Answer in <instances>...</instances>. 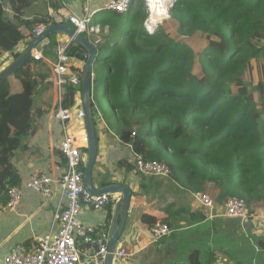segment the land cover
<instances>
[{"label": "trees", "instance_id": "trees-1", "mask_svg": "<svg viewBox=\"0 0 264 264\" xmlns=\"http://www.w3.org/2000/svg\"><path fill=\"white\" fill-rule=\"evenodd\" d=\"M33 1L0 0V71L25 51L37 25L58 24L43 15L25 17ZM146 16L143 0L124 13L95 16L109 28L98 45L105 54L93 67L95 128L103 119L136 156L165 162L193 193L213 183L222 198L264 206V0H176L153 32L144 26ZM48 44L45 57L54 58L55 34ZM66 52L87 59L75 41ZM44 65L31 56L0 81V193L8 199L20 182L15 154L36 131L33 96ZM101 91L113 122L104 117ZM80 92L81 86H67L64 105L78 106ZM118 166L135 170V162ZM141 221L151 227L158 219L143 214Z\"/></svg>", "mask_w": 264, "mask_h": 264}, {"label": "crops", "instance_id": "crops-1", "mask_svg": "<svg viewBox=\"0 0 264 264\" xmlns=\"http://www.w3.org/2000/svg\"><path fill=\"white\" fill-rule=\"evenodd\" d=\"M108 1L34 0L26 7L25 17L31 19L43 15L55 19L58 24L72 27L68 20L69 14L82 15V9L87 2L92 10H97L103 8ZM6 8L10 15H14L8 5ZM103 11L106 10H99L96 15ZM94 26H99L100 32L86 33L85 36L91 41L97 38L105 40L104 36L109 32V28H106L108 26L102 28L95 21ZM55 39L66 45L73 41L65 33H55ZM104 54L101 53L102 56ZM52 60L46 57L43 60L46 65L37 69L43 80L33 96L36 131L26 139L25 148L18 150L13 159L20 178L18 184L24 178L40 172L59 178L67 169L66 157L57 148L63 138V128L54 116L57 93L51 80ZM85 63L86 60L71 57L70 73L82 75ZM46 79L50 81L45 82ZM77 99L78 104L82 102L81 92ZM104 117L113 122L110 114L107 113ZM72 132L78 138L87 136L85 121L73 120ZM96 134L98 152L92 171L94 186L100 188L122 183L132 189L129 215L120 239L128 256L114 264H217L219 261L226 264H264V206L260 204L249 208L251 218L248 223L240 218L224 217L221 214L226 199L221 197V189L214 184L208 189L216 201V207L210 215L195 200L186 180L178 181L173 176H143L136 169L129 171L124 167L120 168V161L134 163L137 156L132 146L123 144L116 130L108 127L103 119L96 128ZM78 143L83 149L87 146L80 140ZM84 153L83 170L88 159L87 152ZM22 194V199L12 211L6 208L7 194L0 193V264H4L5 256L16 245L34 249L40 237L56 233L59 228L55 215L63 205L64 198L57 183L54 184L53 194L49 198L26 187H22ZM118 199H121L120 194ZM115 205L112 202L101 210L84 206L80 219L87 224L106 225L111 229ZM110 209L112 218L108 222ZM143 214L155 216L158 221L165 222L164 219H167L171 228L170 235L154 242L150 227L141 221ZM95 249V245L83 243L81 246L83 255Z\"/></svg>", "mask_w": 264, "mask_h": 264}, {"label": "built area", "instance_id": "built-area-1", "mask_svg": "<svg viewBox=\"0 0 264 264\" xmlns=\"http://www.w3.org/2000/svg\"><path fill=\"white\" fill-rule=\"evenodd\" d=\"M90 1V0H86ZM82 9V15L71 13L68 20L73 28L82 34L100 32L99 26H94V19L97 11L108 10L116 13L126 12L133 0H109L103 8L92 10L89 3ZM147 16L144 26L150 32L157 29L166 18L170 17V11L176 0H143ZM47 28L46 25H37L34 29L35 36L41 34ZM108 28V27H106ZM95 45L102 44L101 38L94 41ZM48 42L41 41L32 50L31 56L36 60L46 59L43 50ZM66 44L57 42L55 47V57L51 62V80L57 93V103L54 109V116L61 122L63 128V138L57 145L59 151L66 157L67 169L59 177L55 178L46 173H34L28 178H24L21 184L12 187L9 191V199L6 204L8 210H14L22 199V187L32 189L40 193L43 197L49 198L53 194V186L57 183L62 190L64 203L59 207L55 215L58 223V231L49 233L38 239V244L34 249H28L24 245H16L4 258V264H105L108 245L110 241V227L94 226L81 221L80 214L84 206L94 210H101L106 205L119 199V194H91L84 184V151L80 147V142L87 144V136L76 137L72 132L73 120L84 121L85 115L82 104L74 108L64 105L66 88L69 85L81 86V74L70 73V59L67 54ZM46 79L45 82H49ZM101 115V114H100ZM136 172L143 176H163L171 177V167L163 161L148 160L142 156L135 159ZM213 183L207 188L209 189ZM208 190L194 193V198L201 207L208 210L212 215L216 201L209 195ZM222 216L227 218H240L248 223L250 220L249 207L247 201L239 196L227 198L223 204ZM153 241L157 242L170 235V225L163 221H157L150 227ZM95 245L96 249L83 255L82 244ZM128 256L127 249L122 243H118L113 256V262H121ZM217 264H226L219 261Z\"/></svg>", "mask_w": 264, "mask_h": 264}, {"label": "water", "instance_id": "water-1", "mask_svg": "<svg viewBox=\"0 0 264 264\" xmlns=\"http://www.w3.org/2000/svg\"><path fill=\"white\" fill-rule=\"evenodd\" d=\"M23 31L26 29L23 27ZM55 33H65L73 41L79 43L84 48V55L86 56L85 67L81 76V98L82 108L85 115V126L87 132V163L84 168V184L87 190L93 195L102 194H115L121 195V199L117 201L113 211V225L110 231V241L108 245V252L106 255L105 264H114L113 256L117 248L118 243L124 232L126 221L129 215L132 189L122 183H115L106 185L100 188H96L92 180L93 166L96 162L98 152V140L96 134V128L94 123V116L92 112V77L93 67L98 59L101 58V52L98 49V45H95L93 41L88 39L84 34L78 33L73 27L67 24H53L48 26L41 34L34 37L29 43L25 51L14 61H12L7 67L0 71V81L8 77L12 72L19 68L26 60L31 57L32 50L41 41L49 38L50 35ZM50 44H47L45 52L50 49ZM106 205L104 208H106Z\"/></svg>", "mask_w": 264, "mask_h": 264}, {"label": "rangeland", "instance_id": "rangeland-1", "mask_svg": "<svg viewBox=\"0 0 264 264\" xmlns=\"http://www.w3.org/2000/svg\"><path fill=\"white\" fill-rule=\"evenodd\" d=\"M167 19V18H166ZM165 19V20H166ZM164 22V21H163ZM102 53H104V52H102ZM101 89L103 90V87H101ZM99 101L102 103V106H103V108L105 109V112H106V116H107V113L108 114H110V116L112 117L113 116V114H112V110H111V108L109 107V101H108V99L103 95V92L101 91V94H100V96H99ZM81 104H82V102H80ZM154 141H155V139H154ZM211 183H208L206 186H205V189L204 190H208V186L210 185ZM208 192H209V190H208ZM210 193V192H209ZM209 195H211V193L209 194ZM213 197V196H212Z\"/></svg>", "mask_w": 264, "mask_h": 264}, {"label": "bare ground", "instance_id": "bare-ground-1", "mask_svg": "<svg viewBox=\"0 0 264 264\" xmlns=\"http://www.w3.org/2000/svg\"><path fill=\"white\" fill-rule=\"evenodd\" d=\"M156 1H158V0H156Z\"/></svg>", "mask_w": 264, "mask_h": 264}]
</instances>
